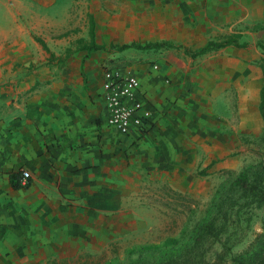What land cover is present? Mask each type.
<instances>
[{
  "label": "crops",
  "instance_id": "1",
  "mask_svg": "<svg viewBox=\"0 0 264 264\" xmlns=\"http://www.w3.org/2000/svg\"><path fill=\"white\" fill-rule=\"evenodd\" d=\"M241 7L264 8V0H0V264H52L105 250L108 237L135 224L130 199L160 193L153 182L176 189L225 149L221 133L201 139L189 129L192 58L107 50V22L126 35L128 18L160 24L159 37L195 50L213 40L196 32L232 22ZM91 20L106 48L77 50V39L91 40ZM105 67L139 77L147 128L123 134L108 124ZM245 96L254 106V94ZM17 172L20 180L27 173L28 185H12Z\"/></svg>",
  "mask_w": 264,
  "mask_h": 264
},
{
  "label": "rangeland",
  "instance_id": "2",
  "mask_svg": "<svg viewBox=\"0 0 264 264\" xmlns=\"http://www.w3.org/2000/svg\"><path fill=\"white\" fill-rule=\"evenodd\" d=\"M263 9L241 7L232 22L215 23L207 31L195 34L199 37L206 33L207 38L216 41L231 34H241V41L247 42L245 48L229 46L191 57L186 76L190 131L199 132L201 139L221 133L224 151L217 153L218 158L211 165L193 169L187 181L177 183L176 189L161 181L153 182L151 185L160 193H155L150 199L139 196L130 199L129 207L136 212L130 216L133 217L130 222L135 221V224L108 237L105 250L95 254L84 251L72 261L52 264H162L169 258L178 264H231L227 260L228 255H222L225 249L218 243L198 258H191L185 250L192 243L196 222L207 217L211 211L219 213L221 219L226 216L230 244L235 255L253 251L264 240V205L256 208L251 200H242L239 205L234 204L233 209L232 202L222 200L231 196L230 184L246 167L261 169L264 182V168L261 165L264 164V118L259 109L264 85L261 67L264 52L258 45L259 41L264 42ZM107 10L115 13L118 9ZM129 19L124 23L129 30L127 35L118 33L116 27L112 31L111 24L107 22V48H111V43L120 45L132 41L146 43L166 40L173 42L175 47L161 51H168L176 57L185 54L182 46L192 48L183 39L159 37L162 31L160 24L129 23ZM181 31L177 34H184ZM111 51H115V48ZM130 59L138 61L141 58ZM248 92L250 96L254 94L256 100L254 106L250 105L249 108L245 96ZM249 115L253 118L249 119ZM212 154L210 152V156ZM141 187L144 188V185ZM133 226V229H129ZM170 238L177 239L178 243L167 245L166 241Z\"/></svg>",
  "mask_w": 264,
  "mask_h": 264
},
{
  "label": "trees",
  "instance_id": "3",
  "mask_svg": "<svg viewBox=\"0 0 264 264\" xmlns=\"http://www.w3.org/2000/svg\"><path fill=\"white\" fill-rule=\"evenodd\" d=\"M94 21L91 20L90 25V36L91 40L89 43L83 38L77 39L75 44L77 45V50H87L91 52L97 49H105L106 46L103 44H98L94 38ZM241 34H231L223 39L209 40L204 46L198 49H192L190 47L182 46L185 49V54L192 58L204 55L206 53L217 51L228 46H234L237 48L247 47V42L241 41ZM37 41L47 50L51 57L54 58L55 55L50 51L47 43L40 37L36 38ZM258 45L262 48L264 52V42L259 41ZM110 49L115 48L116 51H124L129 48H137L142 50H160L163 48L175 47V44L170 41H149L146 43H140L132 41L130 43L124 44H110ZM108 49V48H107ZM72 53V48L67 49V54L65 57H60V60L64 62L67 57ZM264 73V63L261 65ZM260 112L264 118V85L260 93ZM264 168V164H261ZM262 170L254 166H249L243 169L230 184L231 196L228 198H223L224 202H232V208L234 209V204H240L242 200H251L255 203L256 208H261L264 205V182L262 179ZM20 172L14 173L11 176V182L14 187H20L23 185H28V176L26 177V183H23V176L21 180L19 179ZM227 213V211H226ZM227 218L221 219L219 213L209 212L208 216L198 220L193 228L192 243L186 247V251L189 253L191 258H198L212 249L215 244H221L225 252L222 255H228V261L231 264H264V240L256 246V248L244 255H235L232 251L231 235L229 234L226 222ZM178 243L177 239L170 238L166 241V244L176 245ZM162 264H178L173 258L165 260Z\"/></svg>",
  "mask_w": 264,
  "mask_h": 264
},
{
  "label": "built area",
  "instance_id": "4",
  "mask_svg": "<svg viewBox=\"0 0 264 264\" xmlns=\"http://www.w3.org/2000/svg\"><path fill=\"white\" fill-rule=\"evenodd\" d=\"M102 86L110 126L123 134H129L151 124L143 102L137 99L141 81L136 74L125 73L121 68L105 67ZM26 177L27 173L24 172L23 183H26Z\"/></svg>",
  "mask_w": 264,
  "mask_h": 264
}]
</instances>
